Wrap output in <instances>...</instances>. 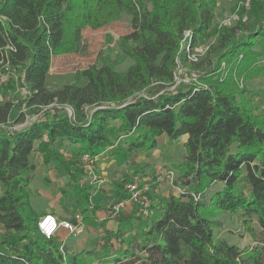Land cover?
I'll list each match as a JSON object with an SVG mask.
<instances>
[{"label":"trees","instance_id":"16d2710c","mask_svg":"<svg viewBox=\"0 0 264 264\" xmlns=\"http://www.w3.org/2000/svg\"><path fill=\"white\" fill-rule=\"evenodd\" d=\"M216 4L0 0V70L4 61L17 70L28 92L25 104L36 116L22 126L24 114L0 103V264H264V118L237 100L232 76L226 78L231 66L246 77L264 72V18L253 12L250 29L238 21L211 33ZM258 5L253 1L252 11ZM122 14L129 16L131 30L118 44L130 66L123 72L113 64L90 66L72 82L49 89L52 58L76 52L83 29L100 28ZM209 35L216 43L203 63L191 65L194 76L173 86L177 62H186ZM206 63L208 68L201 67ZM163 136L166 143L186 136L182 161L173 165L180 191L163 196L153 184L147 217L137 210L110 230L98 220L99 204L90 203L87 187L75 184L85 203L82 223L103 231L97 247L69 250L56 234L46 238L38 231L39 215L30 203L35 152L44 163L58 160L57 143L66 142L79 146L77 155L108 150L122 165L132 154H150ZM77 159L64 167L80 170ZM124 183L110 191L108 215L128 196ZM224 213L237 218L247 243L215 235L221 226L215 216ZM127 225H133L128 236Z\"/></svg>","mask_w":264,"mask_h":264},{"label":"rangeland","instance_id":"374dc122","mask_svg":"<svg viewBox=\"0 0 264 264\" xmlns=\"http://www.w3.org/2000/svg\"><path fill=\"white\" fill-rule=\"evenodd\" d=\"M253 1L259 3L255 11H252L251 6L248 8L243 7L241 5V0H217L214 19L210 29L211 33H213L215 29L234 26L238 21L242 22L245 27L250 29L254 20L253 12L261 14V17L264 18V0ZM130 30V18L127 14H122L119 19L100 28L92 29L87 27L83 29L80 36V45L76 52L52 58L51 66L47 75V87L51 90L59 89L63 85L72 82L76 72L90 66L100 67L103 64H113L116 71H125L132 63V60L121 50L118 40L120 36L127 34ZM215 43L216 37L214 35H209L201 39L197 46L190 51L191 53L187 54L188 60L186 62H177V68L175 71V76H177L176 80H187L189 77H193L195 72L192 70L191 65L193 63H203L209 46L215 45ZM263 62L264 59H260V63ZM220 66H222V63ZM201 67L208 68V64L206 63ZM229 68L230 69H227L229 72L227 73L226 78H228L229 75L232 76L230 77L231 85L236 92L237 100L241 98L246 100L252 107L253 111L264 118V72H256L254 76L246 77L245 75L237 74L235 66ZM27 96L28 92L24 86H22L17 70L11 67V74L8 82L0 84V103L10 102L13 105L12 108L15 113H23L25 118L31 117L34 114L31 112V109L26 106L24 101ZM182 140L183 138L174 141V143H166V139L163 136L160 139L159 145L150 154H147L144 157V162L137 166H129L128 172H133L139 175L141 187L145 188L148 197L149 193L152 191L151 186L153 184H155L156 192L158 194L159 192L166 193L175 190L176 177L168 173L170 169H175L173 166L174 164H179L182 161V156L184 154ZM57 150V155L59 156L58 162L59 160L63 162L58 163L55 161L57 163L56 170L51 171L50 168L47 169V171L46 169L41 171L47 173L50 178L56 179L57 181L51 182V184L46 187H41V194L39 195L36 194L34 190L31 199L36 212L40 213L44 207L48 206L50 202L53 201L54 195L60 196L67 194L72 198L76 197L79 205H72V208L68 212L61 211V205H55V207L58 208V212L55 214H57L59 219H66L75 214L81 215L80 209L85 204L80 195L77 194V191L73 189L74 184L87 187L90 189L91 193L97 189L94 184L83 179L82 173L79 172L80 170L74 169V166H70V168H73L72 172H70L69 169L64 167L68 161L76 160V158H78L79 155H77V148L70 147L67 143L62 142L59 144L57 143ZM152 153H154V157H150ZM39 155L40 154L34 153V161ZM147 157L150 158L147 159ZM36 160L38 159L36 158ZM174 171L176 172V170ZM97 174L100 176L98 172V160ZM106 176H110V173ZM58 177L62 178L58 180ZM69 181H71L70 186L68 185ZM213 189L214 186L212 185L205 190L202 197L209 196L210 191ZM133 209L134 210L131 214L137 216V207L133 206ZM215 217L221 221V226L214 229L216 236L224 237L231 242L238 243L239 245L245 244L249 241L247 235H244L241 238L240 225L235 216L224 213L218 214ZM111 218L114 219V217ZM132 221L133 225L137 224V219H132ZM132 226H126V236L131 233ZM100 231L101 233L103 232L100 228L90 229L85 226V232L82 231L83 233L79 234L77 237L71 239L65 237V242H68L69 244L64 245H68L67 247L69 249L73 247L74 250L92 248L93 244L97 242V235ZM1 235L2 229L0 228V236Z\"/></svg>","mask_w":264,"mask_h":264},{"label":"crops","instance_id":"0c3cea01","mask_svg":"<svg viewBox=\"0 0 264 264\" xmlns=\"http://www.w3.org/2000/svg\"><path fill=\"white\" fill-rule=\"evenodd\" d=\"M182 138H183V140H182V142H183L186 139V136H183ZM63 143H66V142H63ZM68 145H70V144H68ZM70 147H73V148L75 147V148L79 149V146H77V145H70ZM56 149H57V146H56ZM108 153H109V151L105 150L104 152L100 153L97 156V158H98V172H99L101 177H104L106 179L105 184L103 186H101L100 188H96L97 190H95L93 193L90 192V189L87 188V190L90 193V203L93 204V205L94 204H99V206H100L99 209L96 211V216H97L98 220L104 221L105 226L108 229L114 231L118 227V221L119 220H129L135 214H131V212H133V210H134L133 206L127 205V206H125L123 209H121L119 211L120 215H119L118 218L112 219L108 215V212L106 211V208H108V205L110 204V201H111V193H110V191L113 190V189H116V184L118 182H120L121 180H127L132 175H138V174L133 173V172L129 173L128 172V168H129V166H131V167L132 166H137V165L141 164L142 162H144L145 161L144 157L147 154L145 152H139V153L132 154L129 157L127 163H124L122 165H118L116 163V161H115V158L113 156H110ZM35 154H40V155L38 156L39 158L36 157L39 161L36 160V158H35L36 168H35V170L32 173V181L30 183V189H31L30 203H31L32 208L36 212V210H35V208L33 207V204H32V199H31L32 192H34V190H35V193L39 195V194H41L40 193L41 192L40 191L41 187H46L47 185H50L51 182H53V181L56 182L57 181L56 179L50 178L47 175V173H43L41 171H43V169H46V171H47V169H50V168H51L50 169L51 171L56 170L57 169V167H56L57 163L55 161L58 162V160H54V159L51 158V160L49 162L44 163L43 159H42V153L37 151V152H35ZM150 157H154V153H152L150 155ZM149 158L147 157V159H149ZM72 170H73V168L71 167L69 169V171L72 172ZM109 173H110V176L107 177L106 175L109 174ZM41 178H42V180H41ZM58 178H59L58 180H60L62 177H58ZM42 181H43V183H42ZM39 182H40V184H39ZM70 183H71V181L68 182L69 186H70ZM77 194H79V193H77ZM159 194H161L163 196H167L169 194V191L166 192V193H162V192L160 193L159 192ZM55 196L56 195L53 196L54 197L53 201L50 202V204L48 206L44 207L40 213H37V212L36 213L39 216H41L42 214H45V213H51L58 220H65V218H60L59 219L57 214H55V213L58 212L57 211L58 208L55 207V205H61V208H60L61 211H67L68 212L72 208V205L78 206L79 202H77V198L76 197L72 198L71 196H69L67 194L56 196V197ZM75 215H77V214H75ZM75 215L67 217L66 220L73 219ZM80 217H81V215H80ZM81 223H82V217H81ZM82 225H83V232H85V225L83 223H82ZM0 228H1V226H0ZM83 232H81V233H83ZM102 233L100 231L97 236L99 237ZM55 237L58 239L59 242H63L64 244H69L68 242H65V239H64L65 237L67 238L65 230L60 229L57 232ZM98 237H97V239H98ZM97 243L98 242L93 244L92 248L97 247ZM81 249H86V248H81ZM69 250H74V248L72 247ZM76 250H79V249H76Z\"/></svg>","mask_w":264,"mask_h":264},{"label":"built area","instance_id":"2783aa9c","mask_svg":"<svg viewBox=\"0 0 264 264\" xmlns=\"http://www.w3.org/2000/svg\"><path fill=\"white\" fill-rule=\"evenodd\" d=\"M252 2L253 0H241V5L245 8H248L251 6ZM186 35H188V32L185 33V36ZM7 49L13 50L11 46H8L6 50ZM224 66L225 64L222 62L221 68H224ZM10 74L11 66L9 65L8 61H4L0 70V84L8 82ZM174 79L175 83L173 86L180 82L189 81L188 79L176 80L177 76H175ZM66 109L68 113L71 114V110L69 108ZM35 117L36 116L26 117L21 125L23 126L27 124ZM77 160L78 167L81 170L84 180L94 184L96 188H100L105 184L106 179L97 174L98 158L96 155L83 153L78 156ZM168 174L177 177L176 172L172 169H170ZM140 183V177L138 175H132L129 179L125 180L124 189L126 190L128 196L111 207V214H109L111 217L118 214L119 211L127 205L136 206L138 213L143 217H147L150 214L151 201L147 196L145 188L141 187ZM175 191H180L179 185L175 184ZM37 229L46 238L57 234L60 229L66 231L67 238H73L78 236L83 231V225L81 223V217L78 214L75 215L73 219L58 220L53 214L45 213L39 216L37 220Z\"/></svg>","mask_w":264,"mask_h":264}]
</instances>
